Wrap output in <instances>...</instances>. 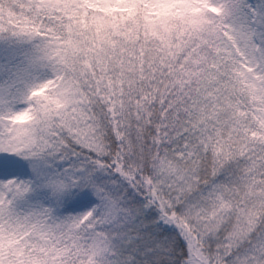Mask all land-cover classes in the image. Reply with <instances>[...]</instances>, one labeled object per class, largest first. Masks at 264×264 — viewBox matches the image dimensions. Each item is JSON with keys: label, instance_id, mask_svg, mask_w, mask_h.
Instances as JSON below:
<instances>
[{"label": "snow or ice", "instance_id": "1", "mask_svg": "<svg viewBox=\"0 0 264 264\" xmlns=\"http://www.w3.org/2000/svg\"><path fill=\"white\" fill-rule=\"evenodd\" d=\"M0 264H264V0H0Z\"/></svg>", "mask_w": 264, "mask_h": 264}]
</instances>
